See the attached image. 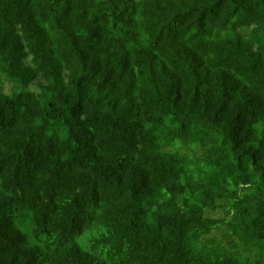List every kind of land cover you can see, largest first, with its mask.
Instances as JSON below:
<instances>
[{
	"label": "trees",
	"instance_id": "obj_1",
	"mask_svg": "<svg viewBox=\"0 0 264 264\" xmlns=\"http://www.w3.org/2000/svg\"><path fill=\"white\" fill-rule=\"evenodd\" d=\"M0 264H264V0H0Z\"/></svg>",
	"mask_w": 264,
	"mask_h": 264
},
{
	"label": "rangeland",
	"instance_id": "obj_2",
	"mask_svg": "<svg viewBox=\"0 0 264 264\" xmlns=\"http://www.w3.org/2000/svg\"><path fill=\"white\" fill-rule=\"evenodd\" d=\"M213 214H215V213H213ZM216 214H217V213H216ZM216 214H215V215H216Z\"/></svg>",
	"mask_w": 264,
	"mask_h": 264
}]
</instances>
